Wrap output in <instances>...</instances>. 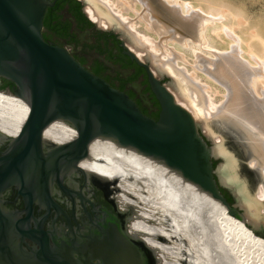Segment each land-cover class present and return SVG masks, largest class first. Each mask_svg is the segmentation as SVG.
<instances>
[{"label":"bare ground","instance_id":"6f19581e","mask_svg":"<svg viewBox=\"0 0 264 264\" xmlns=\"http://www.w3.org/2000/svg\"><path fill=\"white\" fill-rule=\"evenodd\" d=\"M83 1L93 21L103 28L124 32L133 44L130 47L141 59L145 52L156 68L172 77L177 94L184 100L179 103L202 121L211 137H220L210 125L214 117L240 119L251 133L264 135V59L243 49V40L234 28L224 24L220 29L213 28L215 23L223 22L224 14L205 11L184 0ZM156 3L166 9L168 16L155 8ZM141 24L150 34L139 30ZM209 28L231 38V48L213 49L206 36ZM189 40L201 51L213 55L208 58L192 48L195 59L190 63L191 70L187 68L189 61L185 53L171 46L179 43L187 47ZM244 52L249 59L243 56ZM198 72L224 88L222 100L216 101L211 84L199 86L195 82ZM29 110L25 100L1 90L0 133L16 137ZM76 135L72 126L56 121L47 128L44 137L48 142L61 144ZM259 139L257 148L263 153L264 164V137ZM224 141L220 139L214 145L216 155L225 159L219 166L222 180L237 190L249 217L264 219L261 214L264 185L259 184L256 193H251L250 186L238 174L239 160L225 147ZM81 166L109 187L132 218L131 231L157 251L160 264H182L184 260L191 264L264 263L261 237L264 235L260 236L244 221L232 216L221 201L164 161L112 139L97 138Z\"/></svg>","mask_w":264,"mask_h":264},{"label":"water","instance_id":"95a60500","mask_svg":"<svg viewBox=\"0 0 264 264\" xmlns=\"http://www.w3.org/2000/svg\"><path fill=\"white\" fill-rule=\"evenodd\" d=\"M54 4L52 0H0V85L2 79L13 83L0 91L16 95L30 106L16 137L0 133L1 138L12 139L11 147L0 157V193L17 179L29 177L39 182L43 180L46 168L57 169L63 162L86 172L81 163L89 157L91 143L97 138H105L164 161L221 201L232 216L248 225L241 211V196L222 180L220 164L214 165V160L223 162L224 157L216 155L213 138L204 134L193 113L177 101L169 86L174 85L172 77L158 68L153 69L148 59H141L129 46L127 41L130 40L124 32L112 28L111 32L120 35L124 54L145 68L148 74L151 91L160 105L158 119L151 118L125 91L111 86L101 76L91 72L69 49L45 39V14ZM92 22L97 25V22ZM97 27L96 30L84 28L86 31L80 32L81 38L92 41L103 32H110ZM63 43L66 44V41ZM67 47L73 49V45ZM167 76L170 82L164 81ZM56 121L72 126L77 135L65 143L52 144L53 150L45 156L44 134ZM232 124L244 132L248 148L252 151V157L247 160L235 152L241 170L257 175L264 185V173L255 156L251 134L238 123ZM249 183L252 186L253 183ZM222 188L232 195L233 203L229 202ZM54 206L59 209L56 204ZM255 230L264 235V229ZM132 238L133 244L143 246L146 252L144 259L138 256L135 246L127 252L108 239L99 241L98 245H88L91 255L86 254L82 261L42 262L93 264L89 259H99L100 264H160L157 251L139 235L133 233Z\"/></svg>","mask_w":264,"mask_h":264},{"label":"flooded vegetation","instance_id":"af4514ba","mask_svg":"<svg viewBox=\"0 0 264 264\" xmlns=\"http://www.w3.org/2000/svg\"><path fill=\"white\" fill-rule=\"evenodd\" d=\"M52 1L55 4L47 9L45 18L52 8V26L56 28L44 26L45 39L65 48V45H73L72 50L67 49L80 63L111 86L125 91L145 114L157 120L160 105L151 91L148 74L145 68L124 54L120 35L105 31L110 33L106 38L83 40L80 32L98 28L94 23L87 27L81 22V12L88 18L83 4L79 1L82 5L79 10L70 0ZM11 144L12 139L0 137V157ZM52 144L57 143L46 141L45 156L53 150ZM43 175L39 182L29 177L17 179L0 193L2 264L82 261L86 254L91 255L88 245H98L99 241L108 239L127 252L135 246L138 256L144 259L143 246L132 243V218L121 208L109 187L65 162L57 169L46 168ZM89 261L101 263L99 259Z\"/></svg>","mask_w":264,"mask_h":264},{"label":"rangeland","instance_id":"374dc122","mask_svg":"<svg viewBox=\"0 0 264 264\" xmlns=\"http://www.w3.org/2000/svg\"><path fill=\"white\" fill-rule=\"evenodd\" d=\"M184 1H189L196 7L199 6L203 8V10L211 11L214 14H219V15L224 14L225 19L223 20V22L215 23V26L213 28L220 29L223 26V24L227 27L234 28L235 33L243 40V49L245 51H252L256 55L264 59V0H184ZM83 7L86 11V4H84ZM155 8L160 13H162L165 17L168 16L166 9H164V7H162L159 3H156ZM88 19H90L89 15H88ZM97 25L100 26L98 23ZM140 29L142 30V32L150 34L147 31L144 24H141V26L139 27V30ZM108 30L112 31V28H109ZM152 36L156 38L158 37L156 34H153V33H152ZM206 36L213 49L217 48L218 50L223 51V50H228L231 48L230 44L232 43V39L227 37L222 32L218 34V33L212 32V29L209 28L206 31ZM127 43L129 44V46L133 47L132 43L128 41ZM65 46L67 47V45ZM171 46L185 53V58L189 61V64H187V68L190 70L192 69V66L190 63L194 62V59H195V55H194L195 50H198V52L200 51L201 53L205 54L206 57L208 58H211V57L213 58V55L210 52L206 50L201 51L199 47L195 45V43H193L191 40H189V43L187 46L188 48L181 47L179 43H173L171 44ZM192 48L195 50L193 51ZM69 49L71 50L72 47H69ZM136 49H138V47ZM143 53H144L143 55L144 58L148 59L153 69H155L156 68L155 65L147 57L146 53L145 52ZM243 56L249 59V56L247 53L244 52ZM186 73L188 75H191V73L187 70H186ZM197 76H198V79H194V80L199 86H204V83L211 84L212 85L211 93L212 94L214 93L213 95L215 96L216 101H220L223 99L222 94L225 92L223 87L212 82L202 72H198ZM167 80H169L168 76L164 78V81H167ZM169 86H171L170 88L175 93L177 101L184 103L183 102L184 100H182V98H180V96L177 94L178 92L176 90L175 85H169ZM198 121L201 123V130L204 132L205 135L208 136L209 134L207 133V130L205 126L203 125L202 121L201 120H198ZM231 122L238 123V125H240L241 127L245 129L249 127V126H245L244 122L236 118H233V119H224L221 117L211 118V121H210L211 127L216 131L218 136L220 135L221 137V138L212 137L213 142L215 143L216 141L219 142L220 139L224 141L223 139L224 137L225 147L235 156V158L238 159V157L235 155V152H236L238 156L244 158V160L245 159L247 160L249 156L252 157V151L250 152L248 145H247L248 141L244 135V132L240 128H237ZM248 132L251 134V137H252V141H253L252 147H253L255 156L260 166L262 167V171L264 173L263 153L261 152V150L257 148V142L260 140L259 139L260 136H262L263 138L264 135L263 134L261 135L253 134L251 133V130H248ZM218 161L220 165L224 163V162H221L220 160ZM240 173L243 176V178L241 177ZM238 174L240 175V178L246 181L249 186H250L249 181L253 183L252 186H250V190H251V193L254 195L257 191L258 185L261 183V181L259 180V177L252 173H249L247 170L246 171L241 170L240 166H238ZM245 178H248L249 181ZM254 180H256L255 184H254ZM257 198L259 199V196ZM261 201L264 204V197L263 199H261ZM242 207L243 208L241 211L245 214L247 223L250 226V228L253 230L255 228L259 230L264 229V219L255 220L254 218L249 217V215L247 214L245 210V207L243 205ZM261 214L264 215V209L261 210ZM261 237H263L262 239H264V236H261ZM182 264H191V262L184 260Z\"/></svg>","mask_w":264,"mask_h":264},{"label":"trees","instance_id":"16d2710c","mask_svg":"<svg viewBox=\"0 0 264 264\" xmlns=\"http://www.w3.org/2000/svg\"><path fill=\"white\" fill-rule=\"evenodd\" d=\"M70 1H72L76 5V9L80 10L82 5L78 0H70ZM80 18H81V22L86 23L87 27L94 26L93 22H91L84 13H82V12L80 13ZM52 23H53V16H52V8H51L48 12L47 17L44 20V26L48 27V28H51V27L56 28L55 26H52ZM109 35H110V33L103 32L100 36L103 38H106ZM98 73H100V72L98 71ZM12 85H13V83L11 81H9L7 79H2V85H0V89H5L7 87H11ZM218 162H219L218 160H214V165L216 166L218 164ZM221 190L224 192V194L228 198L229 202L233 203L232 195L227 190H225L223 188Z\"/></svg>","mask_w":264,"mask_h":264}]
</instances>
